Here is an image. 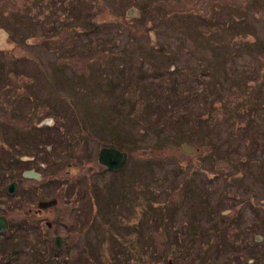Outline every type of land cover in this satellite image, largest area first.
<instances>
[{"label":"rangeland","instance_id":"rangeland-1","mask_svg":"<svg viewBox=\"0 0 264 264\" xmlns=\"http://www.w3.org/2000/svg\"><path fill=\"white\" fill-rule=\"evenodd\" d=\"M0 49V264H264V0H0Z\"/></svg>","mask_w":264,"mask_h":264},{"label":"water","instance_id":"water-1","mask_svg":"<svg viewBox=\"0 0 264 264\" xmlns=\"http://www.w3.org/2000/svg\"><path fill=\"white\" fill-rule=\"evenodd\" d=\"M181 149L188 153L192 151V147L187 143H183L181 145ZM264 157V156H263ZM98 163L106 166L108 169L114 170L122 168L126 163V153L120 151L112 146H103L100 148L98 153ZM25 177H32L35 179H40V174L34 169H28L23 172ZM16 183L10 182L7 186V191L12 193L15 190ZM56 203V199L50 200H40L37 203L38 208H45L48 206H52ZM8 223L6 218L3 215H0V232L7 229ZM54 244L56 246H60V236H56L54 239Z\"/></svg>","mask_w":264,"mask_h":264},{"label":"flooded vegetation","instance_id":"flooded-vegetation-1","mask_svg":"<svg viewBox=\"0 0 264 264\" xmlns=\"http://www.w3.org/2000/svg\"><path fill=\"white\" fill-rule=\"evenodd\" d=\"M11 39L15 41L14 38H11ZM13 45H14V43H13ZM5 51H6V50L0 49V55H2V54H6ZM3 58H4V57H2V60H3ZM50 146H51V145H50ZM50 148H51V147L46 148V149H47L46 151H47V152H50V151H49ZM48 149H49V150H48ZM51 151H52V150H51ZM98 152H99V151H98ZM50 153H51V152H50ZM23 156L26 157V158L29 159V160H27L26 158L24 159ZM37 156H38V158H39V157H42V153H41V152H37V154H34V153H33V154H21V155L18 156L17 161H21V162H22V161H25V162H27V161H32V162H34V160H35V158H37ZM97 156H98V154H97ZM263 156H264V152H263L262 155H261V158H262V161H261V162L264 163V157H263ZM97 158H98V157H97ZM97 158H96V162H97V164H99L98 161H97ZM56 160H57V159H56ZM43 165H45V164H43ZM43 165H42V166H43ZM46 165H47V163H46ZM28 169H34L35 171H38L39 174L41 175L40 177H42V172L39 171L35 166H31V165L21 170V172H20V177H24L23 172L26 171V170H28ZM20 177H19V181H20ZM28 178H29V177H28ZM10 182H15V183H16L15 188H16L17 185L19 184V182H18L17 179H13V180H11ZM10 182H9V183H10ZM9 183H8V184H9ZM8 184L5 186V190H6V192H7L8 194H11V193H9V192L7 191V186H8ZM25 198H26V196L23 197L22 201H24ZM46 200H47V199H46ZM37 203H38V201H37ZM37 203H36L35 206L33 207V210H34V212H35L36 215L42 217V216L44 215V212H45L46 210L48 211L52 206H55V205L57 204V201H56V203H55L54 205H52L51 207L48 206V207H45V208H38ZM5 207H7V206L4 205L2 208H5ZM65 214H66V212H65ZM0 215H1V214H0ZM3 216H4V215H3ZM6 219H7V218H6ZM7 222H8V225H10L8 219H7ZM56 236H60V246H56V245L54 244V239H55ZM55 237H54L52 243H53V246H55L56 249L60 250L59 248L62 247V245H63V246H66V245L69 244V241H65V240L63 239V238H64L63 235H61V234H59V233H56V234H55Z\"/></svg>","mask_w":264,"mask_h":264},{"label":"trees","instance_id":"trees-1","mask_svg":"<svg viewBox=\"0 0 264 264\" xmlns=\"http://www.w3.org/2000/svg\"><path fill=\"white\" fill-rule=\"evenodd\" d=\"M92 28L94 29L95 28V25H92ZM101 143H103V142H101ZM112 143V142H111ZM114 144V143H113ZM115 144H117L116 142H115ZM114 144V145H115ZM116 146V145H115ZM118 147H119V144H118Z\"/></svg>","mask_w":264,"mask_h":264}]
</instances>
